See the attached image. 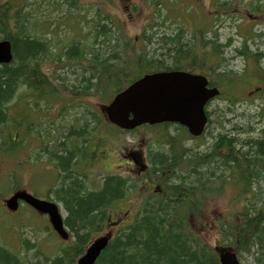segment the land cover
<instances>
[{
    "label": "trees",
    "instance_id": "trees-1",
    "mask_svg": "<svg viewBox=\"0 0 264 264\" xmlns=\"http://www.w3.org/2000/svg\"><path fill=\"white\" fill-rule=\"evenodd\" d=\"M46 1L52 7L50 12H56L60 8L55 7L62 5H68L66 9L70 11L77 7L76 3L80 0ZM154 3L157 4V0ZM99 8L98 6L90 17L89 12L78 15L79 22H85L87 27L84 42L63 45L65 47L60 51L51 33L49 32V37L44 35L49 29L41 30L37 26L36 30L32 20L29 21L37 16L38 9L26 11L23 5L15 6L0 0V41H9L13 54L10 64L0 65V135L5 129L7 133L11 132L19 114L29 109L48 111L64 100L68 101L67 105L82 106L77 112L70 113L75 108H66L62 103L64 115L60 119L70 118V125L66 127L67 122L62 125L55 122L48 129H39V132L46 134L41 136L45 145L50 146L45 139L47 134L57 139L52 145L54 152L50 156L55 161L59 175L53 188L58 201L68 213L64 224L74 241L61 247L59 257L55 256L47 262L40 259L33 264H73L74 259L82 255L89 245V236L110 230L107 209L125 198L135 196L142 187L128 178L108 175L102 178L103 182L97 186L96 191L84 188L81 177L85 176L86 164H78L84 157L79 154L74 160L71 159L73 162L69 161L70 157H74L72 155H77L74 144L70 142L71 146L64 147V143L58 141L63 138L75 141L85 129L88 134L93 132L96 123L101 120L95 105L85 100L97 99L99 105L96 106L102 108L132 80L151 70L175 67L179 61L188 60L190 50L194 52L198 49L196 44H189L192 42V34L186 36L181 29L180 34H175L176 31L161 33L163 37L160 38V34L155 38L150 33L144 45L147 51L143 53V50H138L139 55L135 51L129 55L133 51L130 40L124 41L123 34L119 33L120 29L116 32L117 27L112 28L110 18L101 15ZM157 30L161 32L160 29ZM37 31L40 33L38 38L33 36ZM212 41H202V47L212 49L213 56L219 55L217 48L221 44L217 45V41ZM54 47L58 51L52 49ZM242 47L240 50L244 52H235L242 54V57H255L257 76L263 78L264 54L258 53L256 56L248 46ZM150 53H154L155 58L148 59ZM166 56L173 61L167 62ZM46 60L53 65L56 63L58 70L51 73V78H55V85L48 76L49 71L44 72L39 67V61ZM126 67L129 69L124 72ZM209 68L221 81L215 85L208 74L212 86L216 88L230 87V83L237 79L229 77L230 74L223 70L216 73L218 67ZM233 92L234 90L230 92V96L222 94L217 100L221 99L227 104L225 114L232 113L234 116L232 108L238 100ZM31 104L35 107L32 108ZM219 116L223 117L217 120L215 127L219 128V132L214 136L208 135L210 143H203L204 148L201 149V145L189 147L182 143L191 140L195 142L186 129L164 125L163 140L157 145L161 149L148 152L153 174L147 175L142 183L146 187V193H151L145 197L141 193L142 201L128 224L120 226V217L113 220L120 225L114 229L107 247L95 264H219L216 250L227 248L237 253L238 257L241 252L249 253L255 248L256 264H264V128L262 133L252 136L250 133L255 132V126L246 122L236 126L229 124L232 119L229 120L225 115ZM209 117V125L203 137L198 140L205 137L208 140L205 134L212 122ZM171 126L181 133L177 135L180 137L178 141L175 134L168 133ZM144 127L153 130L159 126ZM64 133H67L65 137ZM12 145L7 144L10 147ZM46 151L43 152V157H46ZM14 156L15 151H9L10 160ZM68 165L71 169H68ZM75 166L78 175L73 174ZM8 177L15 184V173H10ZM214 181L219 185H213ZM230 185L236 197L234 202L242 203L243 206L237 212V217L228 218L226 222L223 219L216 220L221 240L215 236L216 244L211 248L194 233L191 220L195 216L199 217L203 198H212ZM203 194L210 196L203 197ZM0 264L24 263L0 250Z\"/></svg>",
    "mask_w": 264,
    "mask_h": 264
},
{
    "label": "rangeland",
    "instance_id": "rangeland-1",
    "mask_svg": "<svg viewBox=\"0 0 264 264\" xmlns=\"http://www.w3.org/2000/svg\"><path fill=\"white\" fill-rule=\"evenodd\" d=\"M2 1L10 2L15 6L23 5L26 7V11L38 9L37 16L32 17L29 19V21L32 20L31 23L33 28L36 30L37 26L41 30L45 28L49 29V31H45L44 35L49 37L50 32L54 43L58 45L57 47L58 49L60 48V51L65 47H62L63 45L82 44L84 42V36H86L87 27H85V22H79L80 18H78V15L89 12L88 17H90L94 14V11L98 9V6L100 7L99 12L101 15L108 16L112 20L113 25H118V28L121 30L119 33L123 34L124 41H127L128 39L130 40L133 51H130L129 55L134 54V51L139 55L138 50L141 49L137 41H141V38H139L138 35H141V31H143L142 29H144L145 25H151L150 28L149 26L147 27L150 33H153L155 38L158 34H160L159 38L163 37L161 33L169 34L176 31L175 34H180L181 29L184 31L186 36L188 34H192V42L190 41L189 44H196L198 49L194 52L190 50L187 54V56L190 54L188 60H181L175 66L183 67L182 69H184L190 68L189 65L191 64L200 71L209 72V76L215 85L221 83V81L216 75H214L213 71L209 67H218L216 69V73L223 70L230 74L229 77H237L234 82L230 83V87H220V90L223 96H230V92L234 90L233 94L236 96L238 102L232 108L234 110L235 116V118H233L234 116L232 113L225 114V107L227 105L226 103H224L221 99L213 100L207 109L210 116L209 118L212 121L207 133L205 134L208 140H206L205 137L193 143L189 141H183L182 143L189 147L201 145L200 149L204 148V146H202L203 143H210L208 135L211 134L214 136L219 132V128H215L218 123L217 120L223 119V117L221 118L219 115H225V117L229 120L232 119L230 120L229 124L238 126L242 122H246L255 126V132L250 133L252 136H257L262 132L264 134V131L261 132V130L264 128V78H260V76L253 74L257 68L255 57L246 58L242 57V54H239V52H244L243 50H240L243 49V45L248 46L250 52L256 56L258 53L264 54V44L262 43L264 41V16L258 22L252 23L247 21L244 15L245 9H250L253 13L255 11L253 9L254 7L264 8V0H220L216 9L211 10L216 14L212 17L211 23L208 22L209 25L207 27L205 23L206 20L203 17H198L190 13L191 9L189 7V0H157V4H153L155 0H80L78 4L76 3L77 7L74 9L69 11L66 9V6L68 5H62L55 7L60 8V10L58 11L57 9L56 12H50L52 7L50 4H47L46 0ZM129 8L131 15H129ZM261 12H264V10H261ZM47 16L51 19L47 18ZM154 26L155 28H153ZM157 29H160L161 32ZM206 31H208L207 36ZM38 32L39 31H37V34H34L33 36L38 38V35L40 34ZM193 34H195V36ZM136 38H138V40H136ZM206 39L209 41H217V45L221 44L220 47L217 48V54L220 56H213L212 49L202 47V41H206ZM52 49L58 51L56 50V47ZM52 49L51 51L54 52ZM233 49H235V55H233ZM237 50H239V52H235ZM146 51L147 48L144 47L143 53ZM151 57H154V53H150L149 57L147 58L150 59ZM166 58L167 62L173 61L169 56H166ZM262 66L264 67V65ZM42 70L45 69L42 68ZM54 70H58L56 63H54ZM51 73L52 72L49 71L48 76L50 77V80L52 79L53 85H55L56 81L55 78H51ZM85 101L93 103L94 105H99V100L97 99H89ZM66 102L68 101L64 100L56 105H53L51 108V114L56 112V107L61 108L63 105L62 103H64L63 106H66V108H75L74 110L70 111V113L77 112L79 110L78 105H67ZM82 103L84 102H79V104ZM42 112L46 114L45 110ZM24 113L29 119L32 117V113L30 111H25ZM260 114L261 116H259ZM40 121H42V119H40ZM104 121L101 123L100 128L102 129V138L98 140V143L106 149L104 151H107L111 158L117 159L115 164L118 163L119 167L113 168L112 173L114 174L117 173L121 176L127 175V164L122 163V161L128 150L134 148L135 151H139L140 154H144L146 151L150 152L152 150L155 151L161 149V147H157L158 143L163 140L162 136L164 127L161 125H158L159 127H155L153 130L141 127L130 133L125 131L116 133L118 131L116 129V132L113 131V129H111L105 122L108 125L107 126ZM55 122L57 125H62V123L65 124L67 122L66 127H68L70 125V118L67 117L64 119H59ZM225 124H227V122ZM226 128L228 129L229 127L226 126ZM44 129H46V127ZM168 133L175 134L176 141L180 139V137L177 135L181 133H179V131H177L174 126L170 127ZM244 136L246 137V135ZM92 138H94V136ZM8 164L9 163H7L5 168L0 172V243L14 241L15 236L19 237L22 226L29 223L28 227L24 228L21 234V241H23V245H28L26 248L29 249L27 252V257H29V259L34 262L40 261V259L44 260V262H47L49 259H53L55 256L59 257V251L61 247H64L65 244H71L72 241L63 242L60 239L58 240V237L53 233V231L47 228L49 224L47 223L48 221H46V217L42 218V221L38 219V224L32 225L30 224L29 219L24 218L25 214L23 217L21 215L14 216L5 212L6 208L3 201L10 195L11 192V188L9 186L10 177L8 176L12 169H16L12 168L9 170V167H7ZM41 172L44 173L38 175L36 172L33 174L29 170L24 171L23 183L29 187H37L38 189L47 186L50 184L49 177L51 178V173L50 171H46L44 168L41 169ZM33 176H35L37 179L31 181ZM105 176V172L98 173L97 176L95 175L93 177V180L97 182L98 178H103ZM55 180L56 178L54 179V183ZM139 181V184H141L142 187L137 190L135 196H131L126 199L127 205L123 207V210L119 212L118 215L116 214L117 216L115 215L116 218L123 217V221L120 226L128 224L129 221L125 224L123 222L127 220L131 221L132 215L137 212L139 204L142 201L141 193L144 194V197L151 193V191L146 193V187L144 184H142L144 183L145 179L143 178L142 181ZM213 185L218 186L219 184L217 181H214ZM5 187L8 188L6 190L7 192L1 191ZM219 194L209 199L203 198V206L200 212H198L199 217L195 216L191 220L192 230L194 233L211 248L216 244V242H214L215 236L218 237L219 241L221 240V236L217 233L218 230L216 228V220L223 219L224 222H226L228 218L230 219L232 217H237V212L243 206L242 203L237 204L234 202L236 197L234 189L231 187V185L230 187L221 189ZM203 195V197L210 196L207 194ZM24 209L28 213L29 208H22V210ZM64 210L62 211V215L66 219L67 212ZM33 217V215H30V218ZM112 217L113 214L109 215V220L112 219ZM113 220H115V217H113ZM30 226L32 228H30ZM106 232L109 231H101L100 233L92 234L88 238L92 240L99 235L105 234ZM111 232V234H113L115 230L113 229ZM31 245L34 246L31 248ZM256 256V249L252 248L249 253L241 252L240 257L238 258L240 264H256ZM77 259L78 258L74 259L73 264H75Z\"/></svg>",
    "mask_w": 264,
    "mask_h": 264
},
{
    "label": "flooded vegetation",
    "instance_id": "flooded-vegetation-1",
    "mask_svg": "<svg viewBox=\"0 0 264 264\" xmlns=\"http://www.w3.org/2000/svg\"><path fill=\"white\" fill-rule=\"evenodd\" d=\"M219 2H220V0H189V5H190L189 7L191 9L190 13L192 15H195L198 17H203L206 20L205 23H206V27H207L209 25L208 22L211 23L212 17L216 14L214 11H211V10L216 9L217 4ZM253 9L255 10L253 13L251 12L250 9H245L244 15H245L247 21L252 22V23H256L264 16V12H261V10H264V8L254 7ZM129 13H130L129 15H131L130 8H129ZM110 20H109V22H110ZM111 22H112V20H111ZM114 26L117 27L116 32H118L119 31L118 25H113V23H112L113 29L115 28ZM147 26H149V28H150L151 25H145L144 29H142L143 31H141L142 32L141 35H138V37L141 38V41L138 40V38H136V40H138L137 43L139 44L140 49H143L144 44L146 42L145 40H146L148 34L150 33ZM153 28H155V26ZM206 34H208V31H206ZM128 48L129 47L127 45V49ZM39 67L41 70L43 68L46 71H51V72L55 71L53 63L51 64L47 60L41 61V62L39 61ZM182 68L183 67H176V66L175 67H169V68L164 67L161 69H159V68L155 69L153 71L151 70V72H149V73L164 72V71H168V72L169 71H182L183 70V71H186L189 73H194V74H204V76H206V78L208 80V87H211L212 83L210 82V79L208 78L209 72L200 71L197 68H195L194 66H192L190 68H184V69H182ZM128 69H129V67H126L125 69H123V71L124 70L127 71ZM42 71H44V70H42ZM74 105H76V104H74ZM78 106H80V105H78ZM31 107L34 108L35 106L33 104H31ZM78 108L81 109L82 106H80ZM95 109H97V111L99 112V114H97V115H99V117L101 119L100 121L103 122V118L105 119V115L101 112L100 106L95 105ZM27 111H30L32 113V117L30 119L28 118V116L24 112L20 113L19 117H17L18 120L16 122V125L14 126V129L9 133H7V131H6L7 129H5L4 132L0 135V139H2V141H0V172L5 168V165L7 163H9L7 165V167H9V170H11L12 168H16V169H12L10 171V173H11L12 171L16 170L14 172L16 175V178L14 179L15 184H13V185H15V187L12 190L11 194H14L15 191H18V190L25 191L28 194H30L33 197H36L40 200H45V201H50V202H58L62 205V203L60 201H58L56 194H55L56 191L53 188L54 185L56 184V183H54V179L59 176L58 175V168L55 164V161L52 158H50V156L54 152L52 145L54 142H56L57 139H56V137L50 136L49 134H47L45 139L50 144V146L45 145L43 143V138L41 136H44L46 134H44V132H42V131L39 132V129L45 130L44 129L45 127L48 129V127L50 125L52 126L55 121H57L63 117L64 109L56 107V112L52 113V114H51V109L48 110V112L46 114H44L43 112L40 113V111H37L34 109H29ZM40 119H42L41 123L39 122ZM82 121H83V123H85L84 119H82ZM100 121H98V123H96V127L93 130V132H89V134H88L86 132V129H85L84 132L79 133V136H77V139L75 141H69V140H66L65 138L58 141V142L64 143V145H65L64 147H66V145H70V142H72L74 144L75 147H73V148L76 150L77 155H72L74 157L73 158L70 157L69 161L73 162V160L79 154H81V156L84 157L81 161L78 162V164L81 166L84 165V163L86 164L85 176L84 177H81L80 175L79 176L82 178L83 186H85L84 188L87 187V190H89V191H96L97 186L98 185L100 186L101 183L103 182L102 178H98L97 182H95L93 180V177L95 175L97 176L98 173L105 172L106 175L109 174L110 176H121L120 174L112 173L113 168L119 167L118 163L115 164L117 159L111 158L109 153H107V151H104L106 149L103 148V146L98 143V140L102 138V136H101L102 135V129H100L101 128V122ZM107 124L109 125V127L111 129H113V131H115V128H113L112 125H110L109 123H107ZM207 124H209V122ZM80 127H83V125ZM163 127H164V125H163ZM181 129H183V128H181ZM76 131H77V129H76ZM95 133H96V135H95ZM66 134L64 135V137L66 136ZM51 135H53V133ZM93 136L95 139L92 138ZM191 142L193 143L192 140H191ZM11 143L13 144L12 145L13 147L7 146V144H11ZM46 146H47V148H46ZM14 147H15V149H13ZM46 149H47V151H46ZM9 151L10 152L15 151V156L12 158V160H10V158H9ZM45 151H46V157H43V152H45ZM123 158L124 159H123L122 163L127 164L126 165L127 166V175L121 176L122 178H128L129 181H136L137 183H139L140 182L139 180L142 181L143 178L145 179L147 177V175L153 174V171L151 169L152 166H151V161H150V154H148V151H146V153L144 152V154L143 153L140 154L139 151H135L134 148H132L131 150L127 151V153L124 155ZM71 159H73V160H71ZM42 168H44L46 171H50V173H51V178L49 177L50 184L38 189L37 187L36 188L29 187L28 185L23 183V180H24L23 172L24 171L29 170L33 174L36 172L38 175H40V174L44 173V172H41ZM76 168H77L76 166L73 168V174L78 175L75 172ZM68 169H71L70 165H68ZM35 179H37V178L35 176H33L31 178V181H33ZM9 197H10V195L8 197H6V199ZM4 201H5V199H4ZM4 201H3V203H4ZM24 207H26L27 209L29 208L28 213L30 215H33L34 216L33 218H30V215L25 211V209L22 210V208H24ZM62 207H63V205H62ZM63 209H64V207H63ZM5 212L8 214L14 215V216H19V215L23 216L25 214V217L24 216L23 217L29 219L30 224H32V225L38 224V222H39L38 219H40L42 221V218L46 217L44 215L39 214L35 210H33L27 204H24L21 202L19 203L18 210L16 212H10L7 209ZM108 213L116 215L118 213V211L115 210L114 208H111L108 210ZM46 221H48L47 217H46ZM28 225H29V223L22 226L21 231L19 233V237L15 236L14 241L0 243V250L8 253L10 256L14 257L16 260H19V262H21V263H24V264L32 263L33 264L36 262L30 260L29 257H26L27 252L29 250V249H26L28 245L27 246L25 244L23 245V241H21L22 230L24 228L28 227ZM30 228H32V227L30 226ZM47 228L51 229L50 226H47ZM51 231H52V229H51ZM69 234L71 235V232ZM33 246L34 245H31V248ZM23 248H25V249H23ZM19 250H20V252H19ZM22 251H23V253H22ZM24 256H25V258H24Z\"/></svg>",
    "mask_w": 264,
    "mask_h": 264
},
{
    "label": "water",
    "instance_id": "water-1",
    "mask_svg": "<svg viewBox=\"0 0 264 264\" xmlns=\"http://www.w3.org/2000/svg\"><path fill=\"white\" fill-rule=\"evenodd\" d=\"M12 61L9 41H0V65ZM205 77L184 71H164L147 74L117 93L104 107L107 120L120 130L131 131L142 125L177 124L187 129L192 137H199L207 122L206 105L219 95L216 87L208 88ZM22 201L41 214L47 215L56 234L67 240L63 219L53 203L38 200L25 192H17L5 205L15 211ZM109 236L95 239L76 264H95L107 247ZM219 264H239L236 254L218 251Z\"/></svg>",
    "mask_w": 264,
    "mask_h": 264
},
{
    "label": "bare ground",
    "instance_id": "bare-ground-1",
    "mask_svg": "<svg viewBox=\"0 0 264 264\" xmlns=\"http://www.w3.org/2000/svg\"><path fill=\"white\" fill-rule=\"evenodd\" d=\"M1 41H7V40H1ZM99 43V42H98Z\"/></svg>",
    "mask_w": 264,
    "mask_h": 264
}]
</instances>
